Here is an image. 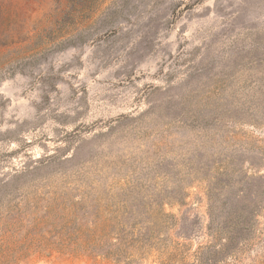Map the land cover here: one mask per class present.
Returning <instances> with one entry per match:
<instances>
[{"label": "rangeland", "instance_id": "1", "mask_svg": "<svg viewBox=\"0 0 264 264\" xmlns=\"http://www.w3.org/2000/svg\"><path fill=\"white\" fill-rule=\"evenodd\" d=\"M0 264H264V0H0Z\"/></svg>", "mask_w": 264, "mask_h": 264}]
</instances>
